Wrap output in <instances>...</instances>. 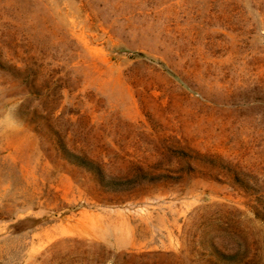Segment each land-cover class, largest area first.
Wrapping results in <instances>:
<instances>
[{
  "label": "rangeland",
  "instance_id": "rangeland-1",
  "mask_svg": "<svg viewBox=\"0 0 264 264\" xmlns=\"http://www.w3.org/2000/svg\"><path fill=\"white\" fill-rule=\"evenodd\" d=\"M0 264H264V0H0Z\"/></svg>",
  "mask_w": 264,
  "mask_h": 264
}]
</instances>
